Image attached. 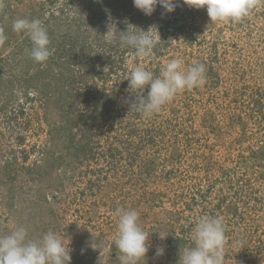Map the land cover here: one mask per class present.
<instances>
[{"label":"rangeland","instance_id":"obj_1","mask_svg":"<svg viewBox=\"0 0 264 264\" xmlns=\"http://www.w3.org/2000/svg\"><path fill=\"white\" fill-rule=\"evenodd\" d=\"M9 1L52 25L62 5V0H0V5ZM93 1L106 10V0ZM193 8L178 0L174 12L157 4L147 16L133 0H107V12L114 16L107 31L109 24L114 32L128 24L138 27L137 32L153 27L158 39L164 36L163 44L169 42L162 55L154 50L147 58L125 54V71L118 69L119 77L107 80L111 86L122 83L117 101L107 105V264H119L114 244L118 208L136 210L140 226L149 233V251L141 264H178L180 249L193 246V228L202 216L224 221L223 264H264V250L257 248L264 246V203H255L250 194L239 201L236 194L239 187L247 193L257 187L264 197V132L248 117H237V102L231 97L264 84V0H256L249 14L235 23H213L206 8L194 10L193 17ZM22 37L28 38L25 33ZM50 39L58 44L59 32ZM175 58L183 60L185 69L204 63L205 83L177 93L151 117L130 111L127 95L135 93L126 78L131 70L138 65L161 70ZM49 59L28 61L24 54L18 56L15 43L0 48V235L17 226L27 227L31 239L52 231L69 248L71 264H106V104L100 93L88 96L87 103L72 104L63 81L53 77L43 82ZM88 71L89 87L95 85L93 90L102 93L103 88L97 89L103 85L98 67ZM47 80L49 87L44 85ZM26 95L33 99L26 101ZM22 104L24 113H18ZM245 106L240 116L251 114L256 104L247 100ZM78 111L82 120L85 114L97 119L93 128L83 129ZM159 126L156 142L142 143L149 129ZM209 186L213 194L203 202L197 188L203 192ZM221 195L230 203H219ZM159 233L167 238L161 240ZM158 247L164 255H156Z\"/></svg>","mask_w":264,"mask_h":264},{"label":"clouds","instance_id":"obj_2","mask_svg":"<svg viewBox=\"0 0 264 264\" xmlns=\"http://www.w3.org/2000/svg\"><path fill=\"white\" fill-rule=\"evenodd\" d=\"M190 6L206 8L210 20H231L239 22L256 6V0H195ZM134 6L145 15L151 16L157 4L168 12H174L178 0H133ZM131 24L124 31H113V24L108 25L104 34L106 40L118 38L122 48L134 49L136 57L147 58L159 44L153 27L137 32ZM13 31L25 33L31 41L30 57L37 63L48 60L51 56L50 37L40 19L18 18L12 22ZM117 29V28H116ZM159 33V32H158ZM160 37V34H159ZM7 39L0 30V44ZM206 66L196 62L185 69L180 58L171 59L160 70L158 76L143 66L134 67L127 76L130 92L134 98L126 101L130 111L140 112L151 117L161 111L177 93L202 86L206 78ZM147 87V95L143 94ZM118 217L114 244L117 249L119 264H141L149 251V233L139 223V213L130 208L116 209ZM165 240L167 235L159 233ZM225 224L222 217L202 216L195 223L192 232L193 246H185L179 252L178 264H223L225 245ZM164 248L158 247L157 256L164 255ZM68 247L52 231L39 239L29 238L25 226H17L7 235H0V264H71Z\"/></svg>","mask_w":264,"mask_h":264},{"label":"trees","instance_id":"obj_3","mask_svg":"<svg viewBox=\"0 0 264 264\" xmlns=\"http://www.w3.org/2000/svg\"><path fill=\"white\" fill-rule=\"evenodd\" d=\"M18 1V0H16ZM21 0L18 2L20 3ZM58 1V0H56ZM33 2V1H32ZM4 6L0 5V30H3L4 34L6 35L7 39L3 44H0V48L3 46H7L8 43H15L16 46V52L18 56L20 54H24L26 60L35 61L30 57L29 52L26 50L31 49V41L26 37H22L24 33H16L13 31L12 28V22L15 19L18 18H27L29 20L35 19V14L31 12L30 15L27 13L28 11L22 10L20 7L14 6L13 4L9 2L3 3ZM61 8L59 10V14L55 15L53 14L54 25L49 23V21L43 22V25L46 27L49 37L54 31H58L60 34V39L58 44H55L53 39H50V50L52 51L51 56L49 59V66L48 68H44L43 71V82L47 78L54 77L56 81L59 80L63 81L62 86L66 89L68 94L71 98H74V101H72V104L77 103H87L89 100V97L94 96L97 97L100 93V98H104L105 104H106V39L104 34L106 33V10L104 5L99 3L98 1L93 0H62ZM9 7L12 9L10 10ZM44 7V4H43ZM205 8H196V10L193 8L189 10V14L194 17V12L199 10H204ZM195 10V11H194ZM114 16L107 12V23L111 21L110 19H113ZM174 21H178V19H174ZM122 26V24H119ZM138 28V27H135ZM192 28L199 29L197 26H192ZM121 29V28H120ZM147 30V28H146ZM178 31H182V27H179L177 29ZM51 33V34H50ZM20 35V38L18 39V36ZM16 38V40H15ZM161 40L159 39V44L154 49V51L157 53V55H162L164 52H166V49L169 47V42L162 43V40L164 39V36L160 35ZM62 39V40H61ZM117 41L116 43H113L112 41L107 40V80H113L114 76L119 77L117 73L115 72L118 69H121V71H125L124 69V63H125V56L129 54L130 52H134V49L131 48H122L119 44L118 38H115ZM14 40V41H12ZM189 40L193 41L192 33H190ZM57 41V40H56ZM121 50H120V49ZM126 54V55H125ZM17 57V55H16ZM18 58V57H17ZM22 61L20 59H16V65L18 67H23L21 64ZM33 63V64H34ZM36 64V63H35ZM16 66V67H17ZM55 66V67H54ZM94 66L98 67L99 73L103 75L101 77V81L103 82L102 86H96L97 89H104L103 92H98L97 90L94 91V86L91 88L89 87V80L88 78L89 68H93ZM17 67V68H18ZM56 68V72L54 73L52 70ZM147 70L149 68L145 67ZM213 68V66L211 67ZM214 70V68H213ZM52 71V73H51ZM153 73H155L156 76L160 74V68H156L152 70ZM16 74V73H15ZM18 74H22V72H19ZM52 74V75H49ZM87 76V77H85ZM16 78H19L20 81V75H16ZM117 80V79H116ZM48 82V83H47ZM46 83H44L45 86H50V80H47ZM126 83L125 81H123ZM114 85H108L107 84V105H110V103L114 104L115 101H117V95L116 93H120V86L122 83H118L117 81H114ZM88 90L90 93H87ZM230 90V89H229ZM254 89L251 91H247V88H244L242 90H239L235 93L233 97V102L236 103V107L234 109L235 114H238V118H245L246 120H249V123L256 126V129L258 132H264V84L262 86H259L254 92ZM92 91V92H91ZM123 91V90H122ZM147 91V87L145 88L144 92ZM143 92V93H144ZM43 94V92H42ZM68 96V97H69ZM89 96V97H88ZM135 95H127V98H134ZM8 101H10L9 97ZM33 97L30 95H26V101L32 100ZM247 100H251L256 104V107L251 110V114H247L246 117L240 116L239 113L242 114V110L246 108L245 103ZM248 103V102H247ZM67 104V103H66ZM23 104L21 105L20 109L18 110V113H24L23 110ZM70 110V109H67ZM76 110V109H75ZM67 115H70L71 112L67 111ZM78 116L79 121H82L83 129H87L89 126L90 128H93L92 126L93 122H95L97 119H94V116H87L85 114V119H80L79 117H83L78 111L76 114ZM247 117L249 119H247ZM15 118V117H14ZM237 118V119H238ZM11 119V117L9 118ZM115 119V118H114ZM236 119V121H237ZM85 124L87 125H84ZM237 123V122H236ZM247 124V123H245ZM88 128V129H90ZM87 129V130H88ZM130 132L132 129L129 130ZM162 131L161 126L157 129H149L146 136H149V138H145L142 140V143H155L156 138H158V134ZM251 133L256 132L255 128L251 127ZM165 136V135H164ZM264 138V137H263ZM143 146V145H142ZM254 161L258 162L259 158L254 157ZM263 166V165H262ZM261 165H258L257 167H262ZM256 173H259L260 169L256 168L254 170ZM261 175H263L261 173ZM245 181H248V183H253L252 185H255L254 181L250 178L245 179ZM250 186V185H249ZM248 186V187H249ZM202 187L197 188V191L200 193L201 198H203V202H207V198L211 199V195L213 194L212 187L209 186V188L206 191L202 192ZM211 189V190H210ZM259 188L252 187L250 193L249 190H246L244 187H239L236 194L238 195L239 201H242L243 198L247 196V194H250L249 196L255 203H264V197L260 195L257 191ZM195 200V199H193ZM228 197L221 195V198L219 200V203H228ZM230 203V202H229ZM239 203V202H238ZM230 234V232H227ZM179 239L180 242H184V237L182 239ZM172 241V239H169ZM173 245L172 247H174ZM177 246L180 245L178 244ZM175 251H177V247H174ZM230 248V247H229ZM259 250H264V246L257 247Z\"/></svg>","mask_w":264,"mask_h":264}]
</instances>
